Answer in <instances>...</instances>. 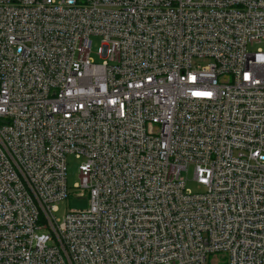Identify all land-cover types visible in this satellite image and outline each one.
Instances as JSON below:
<instances>
[{
  "label": "built area",
  "instance_id": "1",
  "mask_svg": "<svg viewBox=\"0 0 264 264\" xmlns=\"http://www.w3.org/2000/svg\"><path fill=\"white\" fill-rule=\"evenodd\" d=\"M0 264H264V0H0Z\"/></svg>",
  "mask_w": 264,
  "mask_h": 264
},
{
  "label": "rangeland",
  "instance_id": "2",
  "mask_svg": "<svg viewBox=\"0 0 264 264\" xmlns=\"http://www.w3.org/2000/svg\"><path fill=\"white\" fill-rule=\"evenodd\" d=\"M94 41V47H93V58L98 60V57L96 56L95 52L100 47V39L99 38H93ZM254 50H257V47H255ZM79 161L75 159L74 156H70L68 158V185L72 189L75 184L80 182L79 177ZM188 182L187 187L193 191H196L198 189L197 185L193 181V171L190 170L188 175ZM78 193V192H77ZM88 208V200L82 199V198H76L72 197L71 199H68L63 204L60 205V212L57 214V217L62 218L66 213H68L70 210H81Z\"/></svg>",
  "mask_w": 264,
  "mask_h": 264
}]
</instances>
